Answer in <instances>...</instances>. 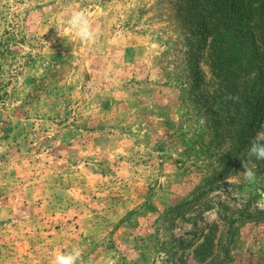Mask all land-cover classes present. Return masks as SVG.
Masks as SVG:
<instances>
[{
	"label": "rangeland",
	"instance_id": "1",
	"mask_svg": "<svg viewBox=\"0 0 264 264\" xmlns=\"http://www.w3.org/2000/svg\"><path fill=\"white\" fill-rule=\"evenodd\" d=\"M75 9L94 44L62 23ZM205 13L0 0V264L74 248L79 264H264V160L247 156L264 116L242 143L229 132Z\"/></svg>",
	"mask_w": 264,
	"mask_h": 264
},
{
	"label": "trees",
	"instance_id": "2",
	"mask_svg": "<svg viewBox=\"0 0 264 264\" xmlns=\"http://www.w3.org/2000/svg\"><path fill=\"white\" fill-rule=\"evenodd\" d=\"M201 2L206 12L202 40L205 45L209 41L213 65L224 85L223 95L236 98L219 101L218 105L235 111L228 120L238 124L229 132L242 143L264 116V0ZM256 38L262 43L259 46Z\"/></svg>",
	"mask_w": 264,
	"mask_h": 264
},
{
	"label": "clouds",
	"instance_id": "3",
	"mask_svg": "<svg viewBox=\"0 0 264 264\" xmlns=\"http://www.w3.org/2000/svg\"><path fill=\"white\" fill-rule=\"evenodd\" d=\"M27 3V0H26ZM62 23L72 30L74 35L82 42L86 44H94L98 38L99 32L92 22L90 21L87 13L81 9H75L68 13L66 21L62 20ZM57 33L61 36V33L57 27ZM48 28L46 29V31ZM45 31V32H46ZM44 32V33H45ZM226 99H236L235 97L228 96ZM249 158H255L256 160H264V143L258 142L257 140H252L250 142V147L247 152ZM241 159V166L244 169L239 172L243 175L244 180L254 183L256 180V175L254 170L249 167V163L245 159ZM229 183V180H227ZM214 218V217H213ZM81 251L78 248H74L70 251L57 250L53 256L51 264H79L81 259Z\"/></svg>",
	"mask_w": 264,
	"mask_h": 264
}]
</instances>
